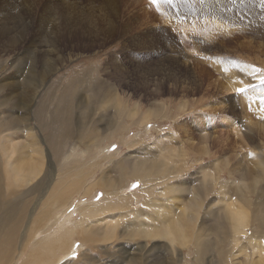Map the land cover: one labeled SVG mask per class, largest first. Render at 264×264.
<instances>
[{"label": "rangeland", "instance_id": "rangeland-1", "mask_svg": "<svg viewBox=\"0 0 264 264\" xmlns=\"http://www.w3.org/2000/svg\"><path fill=\"white\" fill-rule=\"evenodd\" d=\"M108 1L0 0V79L11 77L17 85L12 87L16 90L14 93L22 98L23 93H27L29 97L28 102L22 99L12 108L2 105L4 95L11 91L0 93V110H11L16 116L28 118L29 125L23 127L26 121L22 119V128L17 131L19 141L29 158L36 159L27 137V129L32 128L33 140L44 156L43 172L36 181L41 182L40 187L29 193L36 183L20 186L17 201L27 198L26 210L34 214L33 220L45 205L49 206L47 209L54 208L51 202L59 198L58 191L73 194L68 202L62 198L67 207L60 212L72 213L78 222L82 217L79 205L119 202L116 194L113 199H107L106 183L95 186L103 174L114 176L110 172L115 163L122 159L132 163L147 159L152 163L161 152L166 153L163 156L174 161L170 162V168L178 165L180 174H168L150 183L154 192L151 198L142 191V181L123 177L121 187L125 188L117 194L123 196L126 204L122 208L118 205L105 215L122 214V209L128 205L131 210L149 213L151 210L145 203L151 200L165 206L159 213L168 212L178 216L177 222L180 219L186 222L188 209L194 207V194L172 193L170 188L177 183L192 187L189 189L199 188L207 180L206 184L211 185L213 191L203 200L195 223L198 234H206L203 239L213 243L219 240L213 228L224 212L227 213L229 201L247 210L249 221L239 239L240 246L231 241L224 245L225 249L216 250L214 246L211 250L214 253L205 256L203 264H227L230 250L236 254L231 258L234 262H245L247 252L257 247L264 249V236L255 220V215L263 213L264 207V168L260 162L264 157V84L261 83L264 80V0H212L219 3V9L208 7L211 0H170L167 3L164 0H119L118 11H114ZM56 15L62 16L58 22ZM3 26L9 29L6 37ZM7 37L17 40L22 37L14 52L7 46ZM20 55L22 59L27 57L23 59L26 61L14 62ZM49 65L54 72L46 71ZM45 73L50 75L45 76ZM96 82L113 90L111 93L121 99L123 109L127 108L131 117L119 118L115 114L117 106L112 108L107 103L103 106L92 103V106L86 97L80 99L77 85L80 83L86 89ZM238 89L244 91L238 92ZM90 106L94 112L88 119ZM158 106L163 107V114L145 120L144 124L142 117ZM136 110L140 113L134 116ZM0 116L7 117L1 111ZM67 117L71 122L68 121L63 136L59 129ZM227 117L234 121L233 127L238 129L239 135L226 121ZM118 122L119 125H115ZM118 126L125 127L124 133L112 137L111 128ZM7 132L11 131L3 132L0 127L3 143ZM168 145L173 151H168ZM77 173L83 174L80 179H75L79 176ZM70 186L74 189L68 190ZM242 192L243 203L238 197ZM181 193L187 195L181 196ZM207 204H212L215 217L209 214ZM130 220L121 221L119 234L127 223L134 224ZM27 224L30 221L21 224L16 246L23 248L24 237L31 234L32 227ZM188 225L190 229L193 227L190 222ZM80 237L74 242L75 251L72 249L69 262L105 264L115 260L118 264H129L118 257L120 252L114 253L122 241H118L120 246H114L115 242L111 246L110 241L99 243L100 246L95 244L96 248L92 249L82 244ZM125 243L130 247L127 252L139 258L141 252L134 251L136 242ZM188 249L184 250L181 263L176 264H202L195 261L192 249ZM166 252L164 249L149 252V261L158 259L161 264H168L170 257ZM109 253L116 254V259ZM27 255L28 252L24 253V258ZM253 258L258 260V254ZM48 261L46 257L45 263ZM69 262L55 261L56 264H72Z\"/></svg>", "mask_w": 264, "mask_h": 264}, {"label": "bare ground", "instance_id": "bare-ground-1", "mask_svg": "<svg viewBox=\"0 0 264 264\" xmlns=\"http://www.w3.org/2000/svg\"><path fill=\"white\" fill-rule=\"evenodd\" d=\"M109 1H110V6L113 7V10L118 11L119 0H109ZM218 4L219 3H217L216 1L211 0L210 6L208 7L217 9L219 7ZM60 18H62V16L58 15L55 18V21L58 22ZM8 30L9 29H7L6 26H3L2 31L5 37L8 36ZM21 38L22 37H20L19 40H17L16 37L11 38V39H8V37L5 38L8 42V45H7L8 48L13 50L14 52L15 49H17L20 46L19 42L21 41ZM23 59H27V57ZM23 59L20 55L18 58H15L14 62H19V61H21L20 63L25 62L26 60H23ZM12 67H14V65ZM17 71H20V69H18ZM46 71L54 72L55 69H53L49 65ZM47 75H50V74L48 73ZM47 75L45 73V76ZM0 80H2L0 81V93H3L5 91H11V94L7 93L8 95H4L5 100L3 99L2 105H9L12 108H16L19 105L20 100L23 99L24 102L25 101L28 102L29 97H26L25 95L27 93L25 94L23 93L24 95L23 98L20 95H16L14 93V91L16 92V90L15 89L12 90V87L13 86L17 87V85L14 84V81H12L11 77L6 78L5 76V78H2ZM15 83L17 84V82ZM88 84H91V83H88ZM39 85H43V84L40 83ZM77 87L80 90L78 91V94H80V99L82 97H86V100L89 103V105L90 104L92 105V103H94L95 105L103 106L104 104L106 105L107 103V104H110L109 107H112V108L114 106H117L118 110L115 112V114L119 118L121 117V118L126 119L127 118L126 116L131 115L126 110L127 108L123 109V105H122L123 102L121 101V99L118 98V96L112 94L111 92L113 90L112 91L108 90L107 86H101V84H98L96 82L95 86L88 85L86 89H84V87L80 83L77 85ZM71 89L74 90L73 88ZM70 98L72 99L71 101L73 102L72 96ZM75 100L78 102L77 98ZM92 106H90L91 108H88V114H87L88 119L90 117V113L94 112ZM0 111L2 112V114L7 115V117L4 116V118H1L0 116V127L3 129V132L11 131L9 133L7 132L8 134L5 137L6 142L3 143V140L0 141V143L3 145V146L0 145V149H1V154H0V264H56L55 263L56 260H62V262L63 261L69 262L68 259L70 257V253H72V249L75 247L74 242L76 238L80 236H81L80 242H82V244H88L89 246H91L92 249L96 248L95 244H98L100 246L99 243L107 244L110 241H111V246H113L114 242L116 244V245L114 244V246H117V245L120 246L121 244V247H119L118 251L114 253L120 252L119 254L120 256L118 257H121L124 261H127L129 264H161V262L157 258H156L157 259L156 261L154 260L150 262L149 259L151 255L148 254L149 252H153L154 250H159V249H164V251L168 252V253L166 252L167 255L170 257V260H169L170 262H168V264H176L177 261L178 263H181L184 257L183 252L187 248H189L188 249L189 251L192 249L195 261L197 263L203 264L205 256L207 257L209 254L211 255V253H214V251L213 252L211 251L214 246L216 247V250L219 248L225 249L224 245L226 243L228 244L229 241H231L232 244L234 243L237 247L240 246L239 239L241 238L242 233L245 232L246 230L247 221H249L247 220L249 212L247 210L245 212L244 208H242L241 206H237V202L231 203L229 201V198H228L229 204L227 206V209L225 210L227 213L224 212V216L222 215L221 220H218L219 222L216 224V227L213 228V232L219 235V240H216V242L213 243L211 241L203 239L204 237L203 235H206L204 232H199L198 234V231H196L195 223H197V220H198L197 217L200 213L201 207L203 206L202 205L203 200L207 199L211 191H213V187L211 185L206 184V182H208L207 180H204L205 183L204 184L201 183L199 188L195 187L193 189H189L192 187L188 188V186H186L183 183H177L171 188L169 187L170 190H172L171 191L172 193H175V192H178V193L186 192L187 193L188 192L191 195L194 194L193 202L191 201L194 207L193 209H188L189 211H192L194 214L189 213V211H188L189 214L188 213L186 215L184 214L186 216V219H185L186 222H183L181 219L177 222L175 218L178 216H173L169 214L168 212L159 213L160 209H164L165 206L161 203H157L151 200H148L145 203L146 208L151 210V212L149 213L145 210H137V211L131 210V208H129V205H128L122 209V214L116 215V214L110 213L109 215H105L106 213H109L111 210L115 209L118 205L120 206V208H122V205H124V203L126 202L125 200H122L123 196L121 194H117V192H120L121 189L125 188L124 185L121 187V180L123 177H125L126 179H130V180L138 179L142 181L144 183V187L142 188V191L146 192L149 198H151L154 192L149 187L150 183H152L153 181H156L160 177H163V176L167 177L166 175L168 174H172V175L180 174V170L177 169L178 165L175 168L171 169L170 167L172 164L170 162L173 163L174 161H172V158L170 159L165 158L163 154H166V153H162V152H161L160 157L157 159V161H153L152 163H149L150 161L147 159L137 160L134 163L126 159H122L121 161H118V163H115V165L113 166L110 172L114 176L106 177L105 174L102 175L101 179L96 182L95 186H102L103 183H106V186L104 185L103 186L105 187V192H106L108 200L113 199L114 198L113 196L115 194L119 195L118 197L119 202L115 203V205L114 203H111V202H109L108 204H102V203L92 204L91 203L89 205L84 202L87 205H81V206L79 205L80 208L78 209L82 217L80 221L76 222V220L73 218L72 213L68 214L67 212L66 213L60 212L61 210L64 209V207H67V204H65V202H68L69 198L72 199L73 194L66 195L64 194L63 191H58L59 198L57 200H52L51 202V206H54V208L52 207V208L47 209L49 206L45 205L44 206L45 209L40 210L39 215L36 218H33L32 220V217L34 216V214H29L30 211H28L27 213V210H28L27 209L28 202L26 201L27 198L25 199L21 198V200L17 201V197H18L17 194L19 192L17 190L20 186H23V185L24 186L33 185L41 177L42 172H43V166H44V156L36 140L35 141L33 140V138H35V135H34L32 128L27 129V137L30 139L28 140L29 141L28 144L32 148L33 155L37 156L36 159L33 160L29 158L28 154L26 153L27 150L20 143L21 140L19 141L20 137L17 131H20L19 129L22 128V124H21V122H23L22 119L26 121V124L24 123L23 127H27L29 125L28 118H22L23 116L22 117L16 116L15 113L12 112L11 110L1 109ZM138 111L140 113V110L133 111V115L135 116L136 112L138 113ZM161 112H163V107H160V106H158L157 109H154L148 112L147 115L142 117L144 118V121H143L144 124H145V120L148 121L150 118L154 116L163 114ZM58 115L59 113L56 116ZM60 119H62V117ZM70 119L71 118L67 117V119L64 120V122L62 123V127L59 129V134L64 136V134L66 133L65 129L68 125V121L71 122ZM226 121L230 124V126L233 127L234 121L232 119H229L227 117ZM69 125L71 126L72 123H70ZM115 125H119V122ZM233 128L238 133L236 135H239L238 129L235 127ZM111 130L113 131V133L111 134L112 137H116V136L118 137L120 136L118 134L124 133L125 127H121V126L120 127L118 126L117 128L113 127L111 128ZM91 134L95 135L94 133H91ZM98 135H100V133ZM120 138H123V137H120ZM202 138H204V141H207L206 137H202ZM167 149H169L168 151H170V149H172L173 151V147L171 146H169ZM3 159H4V162H2ZM260 162H261L262 167L264 168V157L263 159H261ZM2 163H5V164H2ZM257 164L259 165V163ZM77 174L79 176H75V179L77 178L80 179L81 178L80 176L83 175L82 173H77ZM240 179L241 180L243 179V174L241 175ZM40 184L41 182H37L36 184H34L35 187L32 188L31 190H28V192L33 193L40 187ZM124 184L127 185L128 182L126 181L124 182ZM244 184H247V183H244ZM73 189L74 188L70 186L68 190H73ZM229 189H232V187H230ZM186 193L185 194L181 193V196L187 195ZM84 195L86 196V194ZM238 197L243 203V192L241 193V196L239 195ZM62 198L63 200H65L64 203L62 202ZM187 204L189 205L190 203H187ZM207 205H210L208 208L209 214L215 217V215L212 214L214 212L212 210L213 208L212 204H207ZM124 209H128L127 212H125ZM262 212L263 213H259L258 215H255V220L257 221V224H258L257 225L258 230H260V232L263 233V236H264V207L262 208ZM125 218L131 219L130 222H134V224L127 223L124 226L125 228L124 231L119 234L118 228L122 224L121 221H124ZM25 221L26 222L30 221V224H27V225H31L32 230H31L30 235H28L27 237L26 236L24 237L23 239L24 244L22 248V247L16 246L14 243H17L18 230L21 227V224H23ZM187 221L193 224V227L191 229L189 228L190 226L188 225ZM103 222H106L105 225H102ZM204 224H205V221L203 225ZM204 227L202 226V228ZM204 229L206 230V228ZM194 230L197 233H195ZM192 232H194V234L196 235L192 234ZM36 236L39 238H36ZM10 239H11V242H10ZM139 240H142L144 242L139 241ZM118 241H122V243L119 244ZM125 241L136 242L137 248H135L134 251L141 252L139 258H135L132 252H127V250L130 249V247L125 243ZM255 247L256 246L254 245L253 248ZM73 250L75 251V249ZM254 250L255 251L253 252H251L252 251L251 250L250 252H247L245 254L246 255L245 262H234V259H231V258L234 257L236 254L233 250H230L228 253L229 260L227 261V264H264V249L257 247V249H254ZM244 251L245 250H243V252ZM26 252H28V255L26 258H24V253ZM105 254H106V251H105ZM256 254H258L259 256L258 260L253 258V256ZM109 255L110 257L114 258L116 254L109 253ZM10 256H11V260H9ZM64 256H66L65 260H63ZM46 257L50 261L45 263ZM209 259H210V263H212L213 261L212 257H209ZM69 263L76 264V262L74 261L69 262ZM107 263L108 264H118V262H116L115 260H112L111 262L108 261L105 264ZM88 264H94V263L89 261Z\"/></svg>", "mask_w": 264, "mask_h": 264}, {"label": "snow or ice", "instance_id": "snow-or-ice-1", "mask_svg": "<svg viewBox=\"0 0 264 264\" xmlns=\"http://www.w3.org/2000/svg\"><path fill=\"white\" fill-rule=\"evenodd\" d=\"M164 2L167 3V2H170V0H164ZM261 83L264 84V80H262ZM243 91H244V89H238V92H243ZM136 186H137V185H133L134 188H135ZM73 258H75V256H74Z\"/></svg>", "mask_w": 264, "mask_h": 264}]
</instances>
